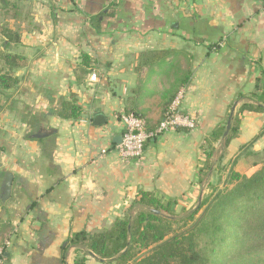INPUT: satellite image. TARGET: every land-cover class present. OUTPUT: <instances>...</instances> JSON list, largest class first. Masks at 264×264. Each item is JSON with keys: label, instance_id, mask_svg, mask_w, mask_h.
I'll use <instances>...</instances> for the list:
<instances>
[{"label": "crops", "instance_id": "0c3cea01", "mask_svg": "<svg viewBox=\"0 0 264 264\" xmlns=\"http://www.w3.org/2000/svg\"><path fill=\"white\" fill-rule=\"evenodd\" d=\"M3 4L12 12L8 29L20 38L7 51L25 65L0 103V198L12 175L9 198L0 200V244L8 242L2 264H75L81 257L108 264L71 245L72 235L132 217L139 191L183 211L201 201L202 179L211 182L218 165L228 171L234 162L246 177L257 170L264 112L244 111L222 155L221 147L230 113L231 125L264 88V0ZM179 93V111L195 119V129H170L149 139L141 158L122 159L114 143L121 115L141 116L153 131ZM71 100L79 117H58L61 102Z\"/></svg>", "mask_w": 264, "mask_h": 264}, {"label": "trees", "instance_id": "16d2710c", "mask_svg": "<svg viewBox=\"0 0 264 264\" xmlns=\"http://www.w3.org/2000/svg\"><path fill=\"white\" fill-rule=\"evenodd\" d=\"M0 30L1 103L4 93L18 86L19 79L14 72L25 62L7 51L11 43L19 42V34L7 27ZM256 102L242 104L232 118L221 155L238 132V117L244 111L264 112V88ZM79 114L74 100L61 102L57 111L58 117L69 120H76ZM205 156L210 159L211 148ZM208 162L204 169L208 168ZM231 165L225 187L221 190L212 187L210 196L202 198L184 218L174 216L172 202L162 203L151 193L139 191L130 210L135 206L142 209L132 217L127 214L99 233L73 234L70 244L84 248L86 254L108 264H264V151L255 163L257 170L250 177L235 172L234 162ZM199 211L201 214L195 218ZM84 261L81 257L75 264Z\"/></svg>", "mask_w": 264, "mask_h": 264}, {"label": "built area", "instance_id": "2783aa9c", "mask_svg": "<svg viewBox=\"0 0 264 264\" xmlns=\"http://www.w3.org/2000/svg\"><path fill=\"white\" fill-rule=\"evenodd\" d=\"M96 79L95 74L90 76L92 82H95ZM181 98V93L175 96L157 128L153 131L146 130V120L141 116L134 113L122 114L120 120L123 125V133L120 137V143L115 145L116 153L125 160L139 159L143 155L144 145L149 139L156 138L170 129L194 130L196 127L195 119L179 111ZM7 245L8 242L6 241L0 244V264L3 262Z\"/></svg>", "mask_w": 264, "mask_h": 264}, {"label": "rangeland", "instance_id": "374dc122", "mask_svg": "<svg viewBox=\"0 0 264 264\" xmlns=\"http://www.w3.org/2000/svg\"><path fill=\"white\" fill-rule=\"evenodd\" d=\"M12 13V12H11ZM11 13H10V8L9 7H5V4H3V0H0V28L2 27H7V28H10V21H11ZM14 26V25H12ZM14 30H15V27H12ZM1 32V30H0ZM2 45V36L0 35V46ZM204 150H210V147L209 146H205L204 147ZM215 155V154H214ZM210 164L211 163H208V169L210 168ZM227 168L228 166H223L221 167V165H218L217 166V174L214 176L213 180L210 182V181H204V179H202V183H203V186L207 185V192L205 194H203V197L202 198H206L208 196H210L211 194V188H216L217 190H221L225 187V179H226V176H227ZM204 178L206 177V172L204 173ZM207 183V184H206ZM226 187H230V186H226ZM201 198V199H202ZM199 202L198 201H195L193 202L191 208L189 209H184L183 211L182 210H179L177 212H173L174 216L176 217H179V218H184L186 217L190 212L194 211V209L196 208L197 204ZM142 208L141 207H136L134 208V210H132L133 212L132 213H136L137 211L141 210ZM132 214V216L134 215ZM201 214V211H199L196 215L195 218H198V216Z\"/></svg>", "mask_w": 264, "mask_h": 264}, {"label": "water", "instance_id": "95a60500", "mask_svg": "<svg viewBox=\"0 0 264 264\" xmlns=\"http://www.w3.org/2000/svg\"><path fill=\"white\" fill-rule=\"evenodd\" d=\"M233 115V112L230 113L229 119L226 123V128H225V132H224V136L227 135V133L229 132L230 129V121H231V117ZM100 117H96L95 118V123L98 122ZM114 143L115 144H119L120 143V137H116L114 139ZM11 184H12V175L7 173L4 177V182H3V191H2V195H1V202L4 203L6 202V200L9 198L10 195V188H11ZM157 213V212H155Z\"/></svg>", "mask_w": 264, "mask_h": 264}]
</instances>
